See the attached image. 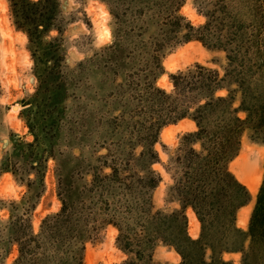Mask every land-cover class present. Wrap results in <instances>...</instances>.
<instances>
[{
  "label": "trees",
  "instance_id": "16d2710c",
  "mask_svg": "<svg viewBox=\"0 0 264 264\" xmlns=\"http://www.w3.org/2000/svg\"><path fill=\"white\" fill-rule=\"evenodd\" d=\"M8 2L15 26L27 33L37 51L45 35L54 30L63 33L60 0ZM163 3L165 7H155L156 0H152L130 23L127 35L141 36L149 24L146 16L152 13L157 34L149 41H143V36L137 38L130 54L134 60L143 55L141 62L147 72L144 81H128V92L123 90L127 86L124 83L114 92L121 97L128 94L129 98L118 104L120 115L104 123L114 131L113 149L107 148L108 153L100 157L92 182L83 192L74 194L63 187L61 211L49 215L38 234L30 231L23 219L6 226L10 240L19 246L15 264H83L86 242L108 225L118 230V246L127 255L121 264H155L159 244L174 248L182 257L180 264H233L223 259L225 253L232 252L243 253L242 264H264V178L249 230L244 232L237 227L238 212L252 197L229 169L241 150L246 129L253 130V139L264 142V102L250 100L249 88L240 79L226 81L230 78L228 71L221 78L217 70L199 64L186 73L172 74L173 89L169 92L153 81L162 50L168 46L199 41L208 49L226 52L229 66L236 62L233 51L241 53L245 49L260 54L264 49V0H212L214 10L204 13L207 22L199 27L183 23L186 18L179 15L182 0ZM128 8L132 9L131 5ZM216 13L222 22L218 32L212 29ZM245 19L254 24L252 34L244 32ZM120 40L122 35L109 55L121 56ZM233 83L236 90L231 89ZM221 91L228 94L218 95ZM240 93L241 103L235 108ZM241 112L246 118L240 116ZM184 120L193 121L197 130L183 135L167 167L173 180L169 195L180 208L171 213L155 211L153 192L161 182L153 170L159 160L155 146L165 127ZM103 142L104 146L108 143L107 139ZM38 144L41 148L38 141L28 147ZM40 159L38 164H42ZM24 204L32 209L28 200ZM188 209L201 224L197 240L188 234Z\"/></svg>",
  "mask_w": 264,
  "mask_h": 264
},
{
  "label": "rangeland",
  "instance_id": "374dc122",
  "mask_svg": "<svg viewBox=\"0 0 264 264\" xmlns=\"http://www.w3.org/2000/svg\"><path fill=\"white\" fill-rule=\"evenodd\" d=\"M151 1L60 0L64 31L54 30L45 35L37 51L27 33L15 26L8 0H0V264H15L20 255L19 246L10 240L6 226L12 220L23 219L29 230L38 234L43 221L61 211L63 187L74 194L83 192L84 186L92 182L93 169L100 165V157L108 153L107 148L113 149L114 131L110 132L104 123L118 117L119 105L129 98L128 94L122 97L114 94L117 87L127 84L123 90L128 92V81L146 78L143 55L139 52L141 57L134 60L130 54L137 38L143 36V41H149L151 35L157 34L155 21L150 17L153 14L146 16L149 24L145 34H127L137 11ZM211 1L182 0L179 15L186 18L183 23L205 25L204 13L214 10ZM163 2L156 0L155 7H165ZM245 20L244 32L252 34L254 24L251 19ZM221 28L220 14L216 13L212 29L218 32ZM119 35H122L121 56L109 55ZM232 56L236 62L229 66L226 52L208 49L199 41L168 46L162 50L161 65L154 69L153 81L169 92L173 89L172 74L186 73L199 64L217 70L221 78L228 71L230 78L226 81L240 79L249 88L250 100L257 98L264 102V49L260 54L245 49L241 53L233 51ZM231 89L236 90L237 85L233 83ZM241 95L236 96L235 108L240 106ZM240 116L246 118V113L241 112ZM196 130L193 121L184 120L161 131L155 146L159 160L153 165L161 177L153 192L155 211L171 213L180 208L169 195L173 180L167 167L170 168V159L183 135ZM253 135L252 129L245 130L241 150L229 164L230 171L252 197L238 212L237 227L244 232L249 230L264 178V142L253 139ZM103 139L108 141L105 146ZM37 141L42 149L39 144L28 147ZM32 155L34 158L30 159ZM39 157L42 164L37 163ZM251 184H256V190ZM27 200L32 209L28 204L24 206ZM186 215L188 234L197 240L201 224L191 209ZM118 236L112 225L93 233L85 244L83 264L125 261L127 255L118 246ZM210 256L208 250V262ZM223 259L242 264L243 253H225ZM154 262L180 264L182 257L174 248L159 244Z\"/></svg>",
  "mask_w": 264,
  "mask_h": 264
},
{
  "label": "bare ground",
  "instance_id": "6f19581e",
  "mask_svg": "<svg viewBox=\"0 0 264 264\" xmlns=\"http://www.w3.org/2000/svg\"><path fill=\"white\" fill-rule=\"evenodd\" d=\"M171 128H172V126H171ZM165 131H166V130H165ZM171 131H172V130H171ZM169 132H170V131H169ZM166 134H167V133H166ZM252 184H254V183H252ZM252 184H251V186H253V187L256 185V184H255V185H252ZM253 187H252V188H253ZM254 188H255V190H256L257 187H254ZM252 190H253V189H252ZM245 213H246V212H245Z\"/></svg>",
  "mask_w": 264,
  "mask_h": 264
}]
</instances>
